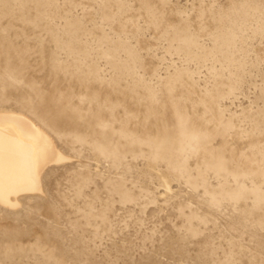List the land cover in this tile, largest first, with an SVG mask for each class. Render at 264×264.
I'll return each instance as SVG.
<instances>
[{
    "label": "rangeland",
    "instance_id": "374dc122",
    "mask_svg": "<svg viewBox=\"0 0 264 264\" xmlns=\"http://www.w3.org/2000/svg\"><path fill=\"white\" fill-rule=\"evenodd\" d=\"M0 109L71 158L0 206V264H264V157L234 152L264 144V0H0Z\"/></svg>",
    "mask_w": 264,
    "mask_h": 264
},
{
    "label": "bare ground",
    "instance_id": "6f19581e",
    "mask_svg": "<svg viewBox=\"0 0 264 264\" xmlns=\"http://www.w3.org/2000/svg\"><path fill=\"white\" fill-rule=\"evenodd\" d=\"M140 102L143 103L138 104ZM184 106L188 111L196 108L197 113L202 112L205 107L195 98L185 101ZM114 107L111 110L118 112L121 105H114ZM132 107L140 108L141 111L135 116L133 114L130 116V113L125 110H121L120 113H124L130 122L137 119L140 126L146 119H152L151 114L154 107L157 108L156 110L161 116L165 114V108L160 102L144 100L142 97H136ZM147 111L150 113H146ZM149 128L150 132L156 133L158 126L153 124ZM243 147L247 153L252 152L264 157V144L259 143L253 135L236 141L234 152L240 151ZM70 159L57 146L54 138L29 116L14 110L0 109L1 207L14 209L20 205L22 197L44 194L43 182L46 171L50 167L64 164ZM255 166H264V164L257 163ZM161 179L164 182L165 193H168L170 191L169 179L166 175H162Z\"/></svg>",
    "mask_w": 264,
    "mask_h": 264
}]
</instances>
